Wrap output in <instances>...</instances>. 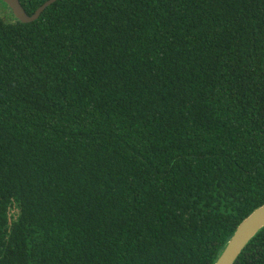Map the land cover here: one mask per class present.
Instances as JSON below:
<instances>
[{
	"label": "trees",
	"instance_id": "trees-1",
	"mask_svg": "<svg viewBox=\"0 0 264 264\" xmlns=\"http://www.w3.org/2000/svg\"><path fill=\"white\" fill-rule=\"evenodd\" d=\"M263 204L264 0L0 13V264H215Z\"/></svg>",
	"mask_w": 264,
	"mask_h": 264
},
{
	"label": "water",
	"instance_id": "water-1",
	"mask_svg": "<svg viewBox=\"0 0 264 264\" xmlns=\"http://www.w3.org/2000/svg\"><path fill=\"white\" fill-rule=\"evenodd\" d=\"M11 11L15 19L21 23H31L39 18L41 13L58 0H48L32 15H28L19 0H1ZM264 228V204L252 211L236 228L225 245L215 264H234L246 245Z\"/></svg>",
	"mask_w": 264,
	"mask_h": 264
},
{
	"label": "rangeland",
	"instance_id": "rangeland-1",
	"mask_svg": "<svg viewBox=\"0 0 264 264\" xmlns=\"http://www.w3.org/2000/svg\"><path fill=\"white\" fill-rule=\"evenodd\" d=\"M0 13L5 19L11 20V12H10V10L1 7L0 8Z\"/></svg>",
	"mask_w": 264,
	"mask_h": 264
}]
</instances>
